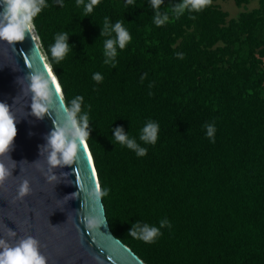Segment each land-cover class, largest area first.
Instances as JSON below:
<instances>
[{
  "label": "trees",
  "instance_id": "obj_1",
  "mask_svg": "<svg viewBox=\"0 0 264 264\" xmlns=\"http://www.w3.org/2000/svg\"><path fill=\"white\" fill-rule=\"evenodd\" d=\"M233 1L246 8L236 18L214 0L199 12H177L183 0H100L88 14L89 0H44L34 17L77 126L88 117L110 227L146 264H264V0ZM157 12L168 17L159 26ZM118 20L132 39L110 57ZM150 122L155 144L140 139ZM117 129L147 154L116 141ZM136 225L161 235L145 243L128 235Z\"/></svg>",
  "mask_w": 264,
  "mask_h": 264
},
{
  "label": "water",
  "instance_id": "obj_2",
  "mask_svg": "<svg viewBox=\"0 0 264 264\" xmlns=\"http://www.w3.org/2000/svg\"><path fill=\"white\" fill-rule=\"evenodd\" d=\"M6 9V0H0V21ZM50 70L33 29L22 41L0 39V103L8 106L17 129L0 152L5 173L0 180V252L32 238L45 264H146L110 227L86 141L76 140L77 152L67 163L59 153L58 163H50L49 137L58 128L71 130L73 119L61 87L50 86L47 98L37 97L31 87L34 75L43 82L50 79ZM34 103L45 109L39 116ZM67 136L73 140L71 131ZM25 182L28 191L21 196ZM94 216L101 223L89 227Z\"/></svg>",
  "mask_w": 264,
  "mask_h": 264
},
{
  "label": "clouds",
  "instance_id": "obj_3",
  "mask_svg": "<svg viewBox=\"0 0 264 264\" xmlns=\"http://www.w3.org/2000/svg\"><path fill=\"white\" fill-rule=\"evenodd\" d=\"M129 4L133 0H127ZM78 3H83V0H78ZM100 3V0H89L85 7V14L91 13L94 7ZM163 3V0H152V6L159 9V6ZM212 0H183L179 5L175 6L177 12H182L184 9L191 11H202L204 8L210 6ZM7 9L3 13V20L0 21V39L8 42H17L24 39L26 32L32 31V25L34 24V17L41 11V5L44 4V0H6ZM168 17L165 15L161 19L159 12H157L155 18V24L157 26L162 25ZM107 29V22L104 25ZM112 31L116 34L115 39H108L104 44L105 54L112 57L116 55L115 45H119L121 49L125 48L126 45L131 41L132 37L129 31L123 26L121 21H117L112 28ZM106 34V33H102ZM67 33L60 35L56 39V43L51 48V55L55 58L56 62L64 58L66 53L69 51V45L67 43ZM50 79L42 82L41 76L34 75L32 77L31 87L37 97L47 98L49 95V88L54 87L56 83V76L49 73ZM95 80L99 81L101 76L97 73L94 77ZM80 98L72 101L73 113L80 110ZM33 111L36 115L44 112L45 109L40 103L33 104ZM83 127H78L74 119H70L72 129L58 128L55 129L49 137V144L52 147V153L49 157L50 163L56 165L58 163L57 154L59 153L65 163L73 158L74 153L77 152V142L82 144L85 137L89 134L86 129L88 128V117L83 118ZM71 131L73 140H69L67 132ZM159 132V126L157 123H148L142 130L141 140L148 144H155L157 141ZM215 128H208V136H213ZM17 133L16 125L13 117L8 111V106L0 103V152L7 149V146L13 141ZM116 141L121 144H127L129 148L137 149L138 156H144L147 154V149L138 147L133 140H129L125 135L122 134V129H117L115 133ZM5 173L0 170V180L3 179ZM28 191V185L25 182L20 188V195L23 196ZM101 223V219L97 216L90 217L88 220L89 227H95ZM139 229V230H137ZM128 235L136 239L142 240L145 243H153L155 239L161 235L160 229L155 226H144L142 229L139 225H136ZM0 264H45V259L42 257L37 248L36 242L29 238L22 241L18 246L12 248H5L3 252H0Z\"/></svg>",
  "mask_w": 264,
  "mask_h": 264
},
{
  "label": "rangeland",
  "instance_id": "obj_4",
  "mask_svg": "<svg viewBox=\"0 0 264 264\" xmlns=\"http://www.w3.org/2000/svg\"><path fill=\"white\" fill-rule=\"evenodd\" d=\"M216 4L221 5L222 9L229 12L231 18H236L241 11H244L246 8H239L235 5L233 0H214ZM258 6V1L255 0L251 2L247 7V9H254Z\"/></svg>",
  "mask_w": 264,
  "mask_h": 264
},
{
  "label": "bare ground",
  "instance_id": "obj_5",
  "mask_svg": "<svg viewBox=\"0 0 264 264\" xmlns=\"http://www.w3.org/2000/svg\"><path fill=\"white\" fill-rule=\"evenodd\" d=\"M50 71H51V70H50ZM51 73H52V72H51ZM56 80H57V79H56ZM57 82H58V81H56L55 84H56V86L58 87V89L60 90V88H59L60 86H58L59 83L57 84Z\"/></svg>",
  "mask_w": 264,
  "mask_h": 264
}]
</instances>
